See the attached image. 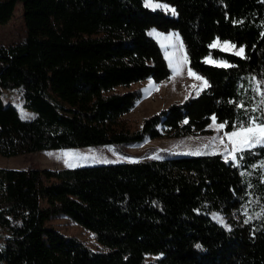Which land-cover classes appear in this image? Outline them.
Segmentation results:
<instances>
[{
	"label": "trees",
	"instance_id": "trees-1",
	"mask_svg": "<svg viewBox=\"0 0 264 264\" xmlns=\"http://www.w3.org/2000/svg\"><path fill=\"white\" fill-rule=\"evenodd\" d=\"M144 1L0 0V24L21 3L25 28L20 43L0 44L1 157L209 134L213 117L231 132L264 118V0H152L172 12ZM152 28L178 34L189 69L207 85L131 130L123 116L142 98L131 85L171 75ZM215 40L243 54L211 47ZM14 88L34 118L4 102ZM236 157L238 165L213 153L0 167V264H264V145ZM60 217L105 250L61 233L51 225Z\"/></svg>",
	"mask_w": 264,
	"mask_h": 264
},
{
	"label": "rangeland",
	"instance_id": "rangeland-1",
	"mask_svg": "<svg viewBox=\"0 0 264 264\" xmlns=\"http://www.w3.org/2000/svg\"><path fill=\"white\" fill-rule=\"evenodd\" d=\"M144 2L146 6L151 4L152 6H148L151 9L161 8L170 12L173 11L169 6L163 3H157L152 0H145ZM155 5L160 6L155 7ZM149 34L160 45L171 69V75L167 80L160 83H155L148 79L131 85L130 89H136L142 92V98L135 104L130 112L123 116L124 122L131 130L140 127L142 120L145 117L158 112L174 102H181L189 95L197 94L207 85L204 79L197 78L200 76L195 73V75L191 74L193 72L188 67L180 38L175 31L162 32L152 28L149 31ZM24 37L25 28L22 4L18 3L10 21L6 24H0V44L7 47L11 44L20 43L23 41ZM225 42L227 41L215 40L211 44V47H216L235 54L240 50V48H231L230 46L232 44L229 42V44H225ZM205 60L206 62L215 65L225 63L221 60H214L210 57H206ZM177 69H179V71H177ZM3 100L5 103L13 104L18 109L21 118L32 119L35 117V112L25 109L22 106L23 100L21 88L4 90ZM218 125H220V123H217L212 119L208 125L211 133H196L182 138L162 137L145 139L141 143L131 145H97L75 149L41 150L9 158L0 156V167L16 169L27 167L60 169L100 163L136 161L139 159H160L168 155L213 153H220L224 160L238 165L236 155L240 150L237 149L236 151H233L235 146L234 141L237 138H230L228 133L233 131L226 132L224 127L218 128ZM233 157H236V159H233ZM209 216L221 226L227 229L231 228L228 219L222 213L213 211L209 213ZM233 219L239 220V216L234 213ZM221 220H223V223L220 222ZM51 225L65 235L78 238L93 251L105 250V248L96 241L92 233L76 225L67 217L56 218L51 222ZM5 236L6 233L0 229L1 244L3 243ZM154 258V256H147L146 261L151 262Z\"/></svg>",
	"mask_w": 264,
	"mask_h": 264
},
{
	"label": "snow or ice",
	"instance_id": "snow-or-ice-1",
	"mask_svg": "<svg viewBox=\"0 0 264 264\" xmlns=\"http://www.w3.org/2000/svg\"><path fill=\"white\" fill-rule=\"evenodd\" d=\"M148 6H152V5L149 4ZM159 6L160 5H155V7H159ZM227 43L228 42H225V44ZM230 47L235 48V45H231ZM243 51H244L243 48H241L238 52H236V55H242ZM219 66L229 67L230 65L226 63H221L219 64ZM177 71H179V69H177ZM191 74L195 75L194 73ZM197 78L203 79L202 77H197ZM260 94L262 97H264V91H261ZM261 105H264V100L261 101ZM241 107H243V105H241ZM213 120L215 121V117H213ZM224 126H225L224 124H220L217 127L223 128ZM228 135L230 138H237L234 141L235 146L233 148V151H236L237 149L243 151L245 148L250 149L255 147L256 145H264V118L252 116L249 118L247 122V126H244L242 124L236 131L228 133ZM233 159H236V157H233ZM261 166L264 167V164H262ZM220 222L223 223V220H221Z\"/></svg>",
	"mask_w": 264,
	"mask_h": 264
},
{
	"label": "crops",
	"instance_id": "crops-1",
	"mask_svg": "<svg viewBox=\"0 0 264 264\" xmlns=\"http://www.w3.org/2000/svg\"><path fill=\"white\" fill-rule=\"evenodd\" d=\"M157 3H159V2H157ZM229 44V43H228ZM231 44V43H230ZM241 49V48H240Z\"/></svg>",
	"mask_w": 264,
	"mask_h": 264
}]
</instances>
